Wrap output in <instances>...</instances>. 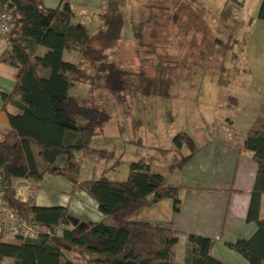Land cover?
Segmentation results:
<instances>
[{
	"label": "trees",
	"instance_id": "16d2710c",
	"mask_svg": "<svg viewBox=\"0 0 264 264\" xmlns=\"http://www.w3.org/2000/svg\"><path fill=\"white\" fill-rule=\"evenodd\" d=\"M44 1L0 0V8L16 20L11 34L0 32L6 41L0 60L19 70L13 94L6 97L15 98L13 102L19 112L9 114L11 129L0 138V174L10 186L14 177H32L39 181L53 166L78 178L81 161L75 156L77 150L100 157L112 156L106 150L92 147L93 138L102 132L111 114L71 95L69 89L73 81L91 76L93 83L103 82L111 88L125 111H130L128 95L121 94L127 85L123 81L126 72L115 60H110L107 52L116 47L123 36L126 15L121 10V1H104L100 17L105 26L92 34L85 26L74 24L71 0H61L55 8L47 7ZM170 1L150 0L141 7L140 19L132 21L138 46L145 44L148 30L156 25L160 28L171 24L170 19L165 18ZM221 17H235L229 1ZM258 17L264 20V0H261ZM172 22L177 21L173 19ZM42 47L46 48L43 53L40 52ZM68 48L80 52L81 58L95 71L93 75L83 72V62L64 58ZM143 74L141 70L140 78ZM134 86L136 89L130 93L151 94L149 86L141 89L140 79ZM43 121L59 127L65 132L64 137L61 139L48 132ZM174 140L178 148L187 146L189 153L181 157L174 154L165 173L152 170L153 158H143L131 163L126 180L102 175L75 184L98 203L105 215L100 221L86 220L82 226L75 225L69 207L31 204L10 187L5 196L10 207L29 220L62 225L58 236L63 244L48 234L38 239H20V243L14 244L3 241L5 235L0 232V264L5 258H12L14 264H74L65 255L66 246L73 252L91 255L86 264H225L212 254L213 239L193 233L187 235L186 261L180 263L176 258L180 233L171 226L138 218L143 209L164 199L173 200L174 211L181 210V187L171 184L169 178L175 169L191 161L199 149L184 131ZM240 148L251 152L257 164L247 214V221L255 223L257 230L252 237H240L228 246L249 264H264V218L260 215L264 196V113L254 120ZM159 150L162 155L172 151ZM134 215L135 218H131Z\"/></svg>",
	"mask_w": 264,
	"mask_h": 264
},
{
	"label": "rangeland",
	"instance_id": "374dc122",
	"mask_svg": "<svg viewBox=\"0 0 264 264\" xmlns=\"http://www.w3.org/2000/svg\"><path fill=\"white\" fill-rule=\"evenodd\" d=\"M77 1L76 26L79 20L89 32L105 26L101 17L88 20V13L98 9L102 0ZM120 1L126 15L124 44L118 43L107 52L110 60L126 72L123 81L127 85L121 94L128 95L130 111H125L111 88L103 82L93 83L91 76L71 83V95L111 114L102 132L93 138L92 147L112 156L75 151L81 161L77 180L102 175L126 180L131 163L143 158H153L152 170L165 173L174 154L181 157L189 153L187 146L178 148L174 140L182 131L194 139L199 149L197 159L188 162L190 166L205 164L209 172L215 169L229 178L236 165L231 159L233 148L240 145L254 120L264 113V20L258 17L261 0H171L167 16L176 14L180 20L148 30L145 44L135 49L127 47L134 42L132 21H138L141 7L149 0ZM228 1L235 14L232 19L221 17ZM68 50L64 52L66 60L81 61L83 72L94 74L89 63L75 59ZM141 70L144 74L140 78ZM139 79L141 89L147 85L151 94L130 93ZM160 148L172 151L162 155ZM57 179L70 181L62 175L52 176L40 187L58 191ZM161 208L151 214L160 217L168 211V205ZM147 210L143 209L141 217ZM181 243L179 250L184 248V241ZM65 255L74 264H86L91 258L67 246Z\"/></svg>",
	"mask_w": 264,
	"mask_h": 264
},
{
	"label": "crops",
	"instance_id": "0c3cea01",
	"mask_svg": "<svg viewBox=\"0 0 264 264\" xmlns=\"http://www.w3.org/2000/svg\"><path fill=\"white\" fill-rule=\"evenodd\" d=\"M60 1L45 0L44 3L49 8H55L59 6ZM104 1L102 0L99 8L95 9L96 11L88 13V20L100 18L101 6L104 4ZM72 3L75 13V4L80 3V1L74 0ZM140 17L141 15H139L138 19ZM165 18H169L170 21L175 19L177 22L180 20L176 14ZM75 19L76 13L74 23ZM81 22L80 20L78 21L83 26ZM89 33H95V31ZM119 43L120 45L124 44L123 38ZM5 47L6 41L0 36V53ZM127 47L135 49L137 47L135 39L133 44ZM43 51L40 49V52ZM68 51L75 59H82L78 50L69 49ZM18 73L19 70L15 65L0 60V138L4 132L11 129L9 114L19 112L13 102L15 98L10 97L6 99L7 96L13 94ZM45 74L48 73L45 72ZM43 125L52 135L61 139L64 137L65 132L54 127L51 123L43 121ZM240 145H237L236 149L233 148L235 154L231 159L236 165L233 175L231 174L229 178L223 174H219L215 169L209 172V167L205 164L201 167L200 165L190 166L191 164L187 163L183 167L175 169L169 178L171 184L181 187V210L178 212L174 211L173 200L164 199L157 204L145 208L148 210L143 214L144 217H141L143 210L139 214L138 218L140 220H147L157 225L171 226L180 233L179 243L176 248V258L180 263L186 261L187 235L193 233L213 239L212 254L225 264H249L240 253L228 246L229 242H233L240 237H252L257 230L255 223L247 221L248 209L257 174V164L253 159L252 153L241 149ZM194 159H197V155ZM39 161L41 162L40 159ZM223 162L222 159L220 164H223ZM52 176L56 177L58 174L50 171L45 173L43 178L37 181L38 188L36 194L30 198H22L37 206H67L71 215L78 218L81 222L86 220L100 221L105 218V215L99 210L98 203L85 191L77 188L71 181L66 182L57 179L56 188L58 191L42 190L40 183L46 181V179L51 180ZM166 205H168V211L164 212L162 216H153L151 214L152 211L160 210L161 207V209L166 208ZM146 215H148V218L145 217ZM260 215L264 218V196L262 198ZM2 240L14 244L20 243L19 239L12 236H5ZM183 241L184 248L183 250H179L180 248L178 247H181V242ZM1 264H14V261L12 258H5Z\"/></svg>",
	"mask_w": 264,
	"mask_h": 264
},
{
	"label": "built area",
	"instance_id": "2783aa9c",
	"mask_svg": "<svg viewBox=\"0 0 264 264\" xmlns=\"http://www.w3.org/2000/svg\"><path fill=\"white\" fill-rule=\"evenodd\" d=\"M16 26V20L0 8V32L11 34ZM10 187L20 197L30 198L37 192V181L32 177H14L12 185L5 183L0 174V232L5 236L17 239H38L43 235H59L62 225L51 226L25 218L17 209L10 207L6 194Z\"/></svg>",
	"mask_w": 264,
	"mask_h": 264
},
{
	"label": "water",
	"instance_id": "95a60500",
	"mask_svg": "<svg viewBox=\"0 0 264 264\" xmlns=\"http://www.w3.org/2000/svg\"><path fill=\"white\" fill-rule=\"evenodd\" d=\"M50 172H54V173H56L58 175H62L64 177L68 178L73 183H76V184L78 183L77 178L74 175L70 174L66 170H56L55 169V166H53L50 169ZM70 217H71V221L73 222V224H75V225L79 224L80 226L84 225V222H80V220L78 218L73 217L72 215H70ZM53 238L56 241H58L60 244H63V240H62V238L60 236H58V235L55 234V235H53Z\"/></svg>",
	"mask_w": 264,
	"mask_h": 264
}]
</instances>
